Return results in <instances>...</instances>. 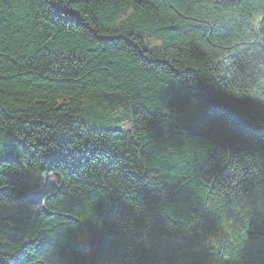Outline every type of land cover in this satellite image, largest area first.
I'll use <instances>...</instances> for the list:
<instances>
[{
	"label": "trees",
	"instance_id": "1",
	"mask_svg": "<svg viewBox=\"0 0 264 264\" xmlns=\"http://www.w3.org/2000/svg\"><path fill=\"white\" fill-rule=\"evenodd\" d=\"M0 161V264H264V0H0Z\"/></svg>",
	"mask_w": 264,
	"mask_h": 264
},
{
	"label": "rangeland",
	"instance_id": "2",
	"mask_svg": "<svg viewBox=\"0 0 264 264\" xmlns=\"http://www.w3.org/2000/svg\"><path fill=\"white\" fill-rule=\"evenodd\" d=\"M52 179V177H50ZM264 214V211H263ZM81 243L87 244L86 239H81ZM218 240L209 233L200 232L196 240V248L198 250L199 264H214L216 260V253L218 249Z\"/></svg>",
	"mask_w": 264,
	"mask_h": 264
},
{
	"label": "snow or ice",
	"instance_id": "3",
	"mask_svg": "<svg viewBox=\"0 0 264 264\" xmlns=\"http://www.w3.org/2000/svg\"><path fill=\"white\" fill-rule=\"evenodd\" d=\"M67 23L71 24L74 22L73 18L70 16L68 21H66ZM0 163H2V161H0Z\"/></svg>",
	"mask_w": 264,
	"mask_h": 264
}]
</instances>
